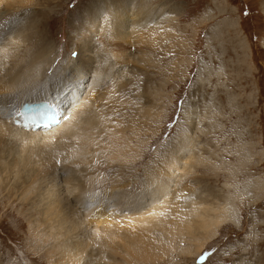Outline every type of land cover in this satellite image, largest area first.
<instances>
[{
    "label": "bare ground",
    "instance_id": "bare-ground-1",
    "mask_svg": "<svg viewBox=\"0 0 264 264\" xmlns=\"http://www.w3.org/2000/svg\"><path fill=\"white\" fill-rule=\"evenodd\" d=\"M40 2L0 0V177L9 174L5 184L19 203H28L30 213L44 217L42 230L33 222L29 228L34 250L44 254L46 264H101L108 254H122L112 264H169L174 254L185 256L192 247L202 248L201 233L214 237L220 226H238L235 201L245 190L238 197L228 194L223 203H208L197 192L191 170L192 160L199 162L188 132L154 152L140 179L141 190L135 187L137 178H122V171L141 158V147L159 131V115L125 93L128 83L134 88V80L140 81L139 68L152 62L150 53L162 37L159 8L153 6L154 13L143 7L144 0L89 2L76 28L79 33L86 30L89 38L80 43L73 39L78 56L65 58L51 75L56 55L49 37L37 32L39 22L8 12L9 5L22 3L52 24L48 3L35 8ZM30 31L41 39L32 41ZM50 94L69 115L64 122L47 133L12 125L16 107L24 101L51 100ZM103 164L118 166L117 174L107 179L110 188L87 194L90 186L105 180L99 171ZM226 164L231 173L239 169L233 163L221 166ZM21 175H28L24 185Z\"/></svg>",
    "mask_w": 264,
    "mask_h": 264
},
{
    "label": "rangeland",
    "instance_id": "rangeland-1",
    "mask_svg": "<svg viewBox=\"0 0 264 264\" xmlns=\"http://www.w3.org/2000/svg\"><path fill=\"white\" fill-rule=\"evenodd\" d=\"M39 1L40 6L35 8L44 7L46 2V9H52V24L47 25L48 21L35 13L36 9L23 7L22 3L7 8L13 16L25 14L26 21L39 22L37 32L41 37H49L56 55L50 67L52 75V68L61 65L65 58H74L70 52H76L80 39L89 38L86 30L79 33L76 28L81 24L84 8L96 0ZM150 1L152 6L147 0L142 5L150 10L153 6L159 8L156 19L160 20L162 37L152 51L146 50L152 52V62H145L136 72L141 77L138 83L137 78L134 80V88L126 82L125 93L159 115V131L149 144L141 147V158L122 171V178H137L135 187L141 190L140 179L143 180V171L154 152L177 134L190 133L188 144H192V154L199 162L192 160L195 167L191 170L197 192L208 203L245 192L235 201L238 226H220L214 237L201 233L202 248L192 247L185 256L174 254L169 264H264V0ZM162 6L168 8L162 10ZM29 35L34 42L41 39L34 31ZM92 44H96L94 48L99 46L96 40ZM36 84L33 81L31 85ZM221 163H233L239 169L231 173V167H222ZM117 167L101 165L99 171L105 173V180L90 186L86 193L109 189L107 179L111 173L117 174ZM5 175L0 177V262L46 264L44 254L34 250L36 243L29 228V222H33L43 229L44 217L34 210L30 213L28 203H19L14 190L5 184L11 176ZM27 176H20L22 185ZM197 250L200 252L196 255ZM205 253L207 259L201 262L199 257ZM121 259L122 254H108L106 261L100 263L112 264Z\"/></svg>",
    "mask_w": 264,
    "mask_h": 264
},
{
    "label": "snow or ice",
    "instance_id": "snow-or-ice-1",
    "mask_svg": "<svg viewBox=\"0 0 264 264\" xmlns=\"http://www.w3.org/2000/svg\"><path fill=\"white\" fill-rule=\"evenodd\" d=\"M246 14H247V13H245V15H246ZM70 55L73 56V57H76V56H78V53L75 52V51H72V52H70ZM207 256H208V253L202 254V255L199 257V260H200L201 262H203V261H205V260L207 259Z\"/></svg>",
    "mask_w": 264,
    "mask_h": 264
}]
</instances>
